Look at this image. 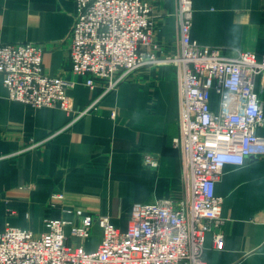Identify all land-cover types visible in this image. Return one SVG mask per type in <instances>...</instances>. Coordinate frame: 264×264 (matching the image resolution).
<instances>
[{"label":"crops","instance_id":"obj_1","mask_svg":"<svg viewBox=\"0 0 264 264\" xmlns=\"http://www.w3.org/2000/svg\"><path fill=\"white\" fill-rule=\"evenodd\" d=\"M147 1L158 53L172 54L176 0ZM191 5L190 33L199 43L264 53V0ZM74 12V0H0V42L40 44L45 73L75 82L67 88L72 109L66 111L9 99L0 74V231L9 222L39 233L46 218L77 223L82 215H107L125 230L133 203L183 195L180 151L172 143L178 132L175 66L144 65L109 90L96 77L90 88L71 72L67 56ZM261 98L264 106V87ZM211 105H217L214 93ZM256 133L264 136V126ZM144 153L157 156L155 167L144 163ZM215 193L223 198V245L215 248L206 233V264H264V156L225 165ZM69 227L68 244L97 248L99 225L82 241Z\"/></svg>","mask_w":264,"mask_h":264},{"label":"built area","instance_id":"obj_2","mask_svg":"<svg viewBox=\"0 0 264 264\" xmlns=\"http://www.w3.org/2000/svg\"><path fill=\"white\" fill-rule=\"evenodd\" d=\"M74 1L67 56L71 72L90 88L96 77L109 90L144 65L175 66L178 132L172 143L180 151L183 195L133 203L125 230L106 215H82L77 223L46 218L39 234L6 222L0 231V264H206V233L215 248L223 245V198L215 193V183L225 165L264 156V136L256 133L264 126V53L258 57L192 38L191 0H176L177 49L165 56L153 40L154 15L147 0ZM42 53L32 41L0 42L7 96L32 107L71 111L67 88L75 82L45 73ZM143 161L150 167L158 163L152 153H144ZM94 223L102 231L96 249L66 243V225L70 235L84 240Z\"/></svg>","mask_w":264,"mask_h":264},{"label":"rangeland","instance_id":"obj_3","mask_svg":"<svg viewBox=\"0 0 264 264\" xmlns=\"http://www.w3.org/2000/svg\"><path fill=\"white\" fill-rule=\"evenodd\" d=\"M162 198H166V197H162ZM156 199H159V198H156ZM154 200V199H153ZM107 216V215H106ZM58 219H60V218H58ZM9 223V222H8ZM6 224V223H5ZM10 224V223H9ZM11 225V224H10ZM14 226V225H13ZM18 227V226H17ZM21 228H23V227H21ZM28 229V228H27ZM29 230H31V229H29ZM32 231V230H31ZM44 231V230H43ZM42 231V232H43ZM33 232V231H32ZM34 233V232H33ZM39 233H41V232H39ZM39 233H34V234H39ZM91 233V232H90ZM90 236V235H89ZM88 238V237H87ZM81 240V239H80ZM85 240V239H84ZM82 241V240H81ZM67 243V242H66ZM68 244V243H67ZM80 244H82V243H80ZM68 245H71V244H68ZM78 245V244H77ZM83 245V244H82Z\"/></svg>","mask_w":264,"mask_h":264}]
</instances>
